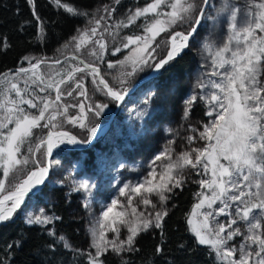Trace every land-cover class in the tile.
<instances>
[{"label": "snow or ice", "instance_id": "snow-or-ice-1", "mask_svg": "<svg viewBox=\"0 0 264 264\" xmlns=\"http://www.w3.org/2000/svg\"><path fill=\"white\" fill-rule=\"evenodd\" d=\"M49 2L70 15H87L61 0ZM115 2L119 4L120 0ZM27 3L41 25L39 33L43 38V22L35 10V0H27ZM104 11L110 18L115 9L105 8ZM104 19L101 16L95 21V27L78 30V35L72 37L77 52L91 42L99 52L94 48L89 54L103 58L107 45L103 33L98 36V29ZM138 20H142L143 34L123 37L122 48L129 54L118 63L131 67L125 76H132L145 66L158 73L168 71L187 54L186 50L192 47L202 27L211 24L215 29L221 20L226 23L227 32L222 40L206 38L200 43L198 54L203 61L200 65L203 71L184 102V120H188L197 103L204 104V115L210 119L199 129L189 125L184 151L175 152L172 147L175 141L169 140L150 162V170L142 182L120 187L119 195L125 197L127 203L112 199L89 226V249L94 251H75L86 256L87 264H106V255L137 251L136 238L149 229H163L168 215L164 205L170 194L176 189L182 190L186 179L194 174L198 179L193 182L199 185V190L194 193L196 202L186 223L195 243L207 247L218 264H264V0H246L243 6L224 0L219 7H215L212 0H150L143 7L129 10L125 19L115 22L113 27L128 28ZM185 24V31L174 30ZM104 30L108 31L107 27ZM162 33L169 34L168 47L166 55L156 59L157 37ZM0 44L4 49L9 47L7 38ZM122 48L116 47L112 54L116 55ZM71 59L77 63L69 65L70 70L66 72L59 69L44 72L41 65L47 63L45 58L24 57L29 67L18 68L12 74L0 73V85H3L0 88V226L12 223L16 214L26 207V199L38 195L39 186L45 184L49 175L51 162L47 158L54 149L63 144L89 142L61 130L64 122L86 128L89 139L97 134L96 126L88 124V113L99 116L107 104L63 103L65 97H72L74 93L87 100V89L77 74L91 75L97 90L111 100L124 99L127 90L111 87L98 67L77 56ZM61 63L55 60L49 66ZM108 67L113 64L109 63ZM70 82L72 86L67 91L62 90V86ZM125 83L126 80L121 79L120 84ZM51 92H55L54 98ZM73 107L79 109L78 115H69ZM34 129L47 132L33 143ZM200 141L204 143L199 145ZM25 145H31L27 154L22 151ZM38 154L44 157L43 162ZM30 164L31 170L18 178ZM93 188L94 185L83 181L72 188V192L87 194L82 202L85 210L90 208ZM150 196L158 197L159 206ZM134 197H139L138 203H134ZM139 204L154 211H138ZM219 217L227 219L221 221ZM58 219L60 217L44 215L41 210L40 214L28 213L24 220L29 226L43 228L53 238L47 245L53 256L56 244L62 243L65 250L73 251L64 236L57 237L53 229L46 227ZM122 228L126 229V236H122ZM108 232L113 233L111 238ZM21 247L20 240L8 244V254ZM161 251L157 247L156 252ZM6 260L7 257L0 264H5Z\"/></svg>", "mask_w": 264, "mask_h": 264}, {"label": "trees", "instance_id": "trees-1", "mask_svg": "<svg viewBox=\"0 0 264 264\" xmlns=\"http://www.w3.org/2000/svg\"><path fill=\"white\" fill-rule=\"evenodd\" d=\"M101 0H61L69 6L78 9L81 12L87 13V15L73 16L67 13L64 9L54 6L49 0H35V10L43 22L42 27L44 29L43 38L39 33L37 20L32 15V8L28 5L27 0H0V42L7 38L9 47L4 49L0 44V73H6L9 70H17L18 68L29 67L24 57L30 58H45L47 62L55 60H61L67 56L74 55L80 59H83L87 63L96 65L91 61L82 57V55L76 54L75 42H72V37L78 35V30L87 31L92 28L93 22L104 16L105 19L101 20L102 24L107 26V23L113 24L122 19H116L112 21L108 18L107 12H103V9L98 8L97 5ZM135 0H131L130 3H134ZM125 2L128 0H121L119 4H115L114 7L118 12L119 10L127 9ZM139 2H144L139 0ZM214 3V2H213ZM120 13V12H119ZM113 15H116L114 13ZM101 24V23H100ZM142 22L138 21L136 24L131 25L129 28L120 29L119 35H117L116 43H112L108 48L106 58L103 60L105 63L97 64L100 69L101 75L113 88L128 90L131 85L135 84L133 79L129 80L125 85L116 87L115 77L117 71L108 70V63H114L124 55L125 51H121L116 55L112 52L116 47H120L118 39H123L124 36L129 35H141ZM211 32L215 34L222 31V24L218 23L215 29L211 25L208 27ZM187 25L178 26L175 30L185 31ZM203 30V29H202ZM202 30L199 32L201 34ZM227 32L226 30L224 31ZM199 35L197 37H199ZM196 37V38H197ZM195 38V39H196ZM194 42V41H193ZM158 47H156L157 49ZM167 47L161 49L156 59L163 58L166 54ZM187 54L182 58L174 62L169 70L160 73V75L149 85V88L154 87V94L148 100L149 105V122L162 118L169 120V115L164 108L169 105L168 102L163 101L160 97L162 90L166 88L169 80L186 79L189 77L195 67V59L190 50L186 51ZM124 57V56H123ZM35 62V61H33ZM77 62L72 59L65 60L59 66H46L41 65V70L44 72H53L56 69L62 72L69 71V65H75ZM152 71L151 68L140 73L141 79L147 76ZM139 76V77H140ZM143 76V77H142ZM77 78H82L85 88L87 89V100L83 97L75 95L72 97H65L63 103L77 104L83 101L87 104H107L108 113H112L115 108V103L110 101L104 94L97 90V84L93 83V78L87 73H78ZM23 87V83L20 84ZM69 84L63 85L62 90L67 91ZM3 85H0L2 88ZM33 88L35 86H32ZM185 90L188 91V88ZM51 97L54 98L53 94ZM39 95H48V93H39ZM27 109V106L24 105ZM111 110V111H110ZM169 110V108H168ZM30 112H35L34 109H28ZM105 111L101 112L99 116H93L88 113V124L90 126H98L102 123H107L111 113L108 115ZM197 117L200 122L206 123L207 119L204 115V108L198 103L193 106L191 112ZM79 109L76 107L69 109V115H78ZM156 117V119H155ZM179 119V118H178ZM177 119V120H178ZM177 122V121H176ZM115 123V121H114ZM113 123L112 127L115 125ZM175 122L170 120L168 127L175 128ZM177 124V123H176ZM160 125L157 127L158 133H161ZM76 136L78 139L85 141L89 139V134L86 128H80L78 125H72L67 122L62 124V129ZM178 130V129H176ZM36 139L43 137L46 129H34ZM110 132V131H109ZM175 132V131H173ZM156 133L153 137L159 136ZM128 139V138H127ZM127 139L123 142L126 144ZM131 142H136L137 139H129ZM96 146L88 151L77 152L73 150H62L57 152L70 153L78 155L82 153L85 157V163L89 160V155ZM31 145H25L22 151L27 154V148ZM40 158L42 162L44 158L41 154ZM32 165L25 167L21 175H26L31 170ZM18 174V175H20ZM46 190V189H45ZM43 190L42 192H45ZM197 192V187L194 185L184 186L182 190H178L173 194H170V199L167 201L168 215L164 219L163 229H153L142 233L136 238L137 251L123 252L119 256L115 254L106 255L104 259L106 264H217L215 255L210 253L206 247L199 246L195 243V237L188 231V225L186 223L187 215L190 213L193 204L195 203L194 193ZM53 204L49 205L47 211L52 216L60 217L58 220H54L51 225L46 227L53 229L57 235L64 236L71 244L73 251L65 250L61 244H56L55 256L52 255V250L47 247L49 243H52L53 238L49 237L43 228L29 226L24 223L21 218V213L18 212L12 223L0 228V261H5V264H48L49 261H54V264H87L86 256L76 252L75 249H80L77 245L78 235L74 236L73 221L69 220L68 216V201L64 192L60 189L52 190ZM17 240L22 241V247L13 249L11 254H8L7 245ZM182 246V247H181ZM157 247L161 248L160 253L156 252ZM81 252H85L80 249Z\"/></svg>", "mask_w": 264, "mask_h": 264}, {"label": "rangeland", "instance_id": "rangeland-1", "mask_svg": "<svg viewBox=\"0 0 264 264\" xmlns=\"http://www.w3.org/2000/svg\"><path fill=\"white\" fill-rule=\"evenodd\" d=\"M144 2H139V0H135L134 2L141 3L139 7L145 6V4L149 3L150 0H141ZM106 5L104 8H111V6L115 5V0H105ZM213 5L215 7H219L224 0H212ZM233 4H238L243 6L246 0H230ZM115 3V4H114ZM123 9L119 10L121 12ZM117 15V14H116ZM109 18V17H108ZM112 21V17H110ZM120 19V18H117ZM142 22V20H138ZM137 21V22H138ZM118 22V21H117ZM222 24V31L215 34V32H211L209 28L203 27L201 28L202 32L192 43V47L189 49L195 59V67L191 72V77L186 78L180 81L169 80L168 85L161 92V99L163 101L168 102L169 106L164 108L167 114L169 115V120H165L162 118V121L159 119L153 120L152 123L149 122V105L148 100L154 94V87L149 88L146 87L144 90H140L138 94L128 97L124 102L122 108L116 114L114 120L115 125L111 128L110 132L108 131L104 137L100 138L99 144L97 147L92 150L89 155V160L85 163V157L82 153L78 155L68 154L63 152H56L55 157L51 163L52 166V174L46 185L45 192L39 194V196L32 198L27 201L26 207H24L21 211V218L25 220V217L28 213L32 214H40L41 210H43V214L47 216H52L50 212L47 211L49 205L53 204V193L52 190L60 189L64 192L66 199L68 201V216L69 220L73 221V229L74 236L78 235L77 245L83 251H94L89 249L90 243V234H89V226L95 217H99L103 207L105 205L110 204L112 199H119L122 204H126V198L121 197L119 195V188L124 186L125 184H136L138 182H142L143 178L147 176L149 172V164L153 160V158L159 154L165 146H167L169 140H174L175 143L172 145L175 152L179 153L185 150L186 141L184 137L189 134L188 128L189 125L200 128L204 123L200 122V120L195 117L192 113L189 116L188 120L183 119L184 112V102L187 97L193 92V85L195 84L197 77L203 71L200 68L201 60L200 55L198 54V48L200 43L206 39L211 38L213 40H222L224 35L226 34L224 31H227L226 23L221 20L218 22ZM217 23V24H218ZM92 27L96 26V23L93 22ZM114 23L109 24L107 26L104 24H100V28L98 29V36L102 32L104 35V40L107 45L106 50L104 51L103 58L99 59L96 56H92L89 53L95 48L98 52L99 49L94 43H89L87 46L82 47L79 52L75 50L76 54L82 55L85 59L91 61L92 63L101 64L105 63L103 60L106 58V54L108 52V47L112 43H116L117 32L120 28L116 29L113 27ZM186 25V24H185ZM210 25V24H209ZM131 26V25H130ZM129 26V27H130ZM179 26V25H178ZM176 26V28L178 27ZM184 26V25H183ZM107 27L108 31L104 29ZM128 27V28H129ZM142 33L143 34V27ZM175 28V29H176ZM174 29V30H175ZM111 33V34H109ZM168 33H162L159 37H157V44L159 53L161 49L164 47H168ZM118 44L122 48L123 43L125 42L123 39H118ZM124 57L122 56L113 64V67L108 70L117 71L115 77V86L121 87L123 85L120 84L121 79L126 80V83L133 79L135 83L141 79L140 73L149 69V67L145 66L142 71H137L132 76H125L124 74L131 71V67L128 65H121L118 63L119 61H123L126 56H128V50L123 49ZM117 54V53H116ZM71 57L74 55H70ZM154 56L157 58L158 54L154 53ZM69 57V56H67ZM80 59V58H79ZM94 65V66H96ZM98 66V65H97ZM96 66V67H97ZM140 76V77H139ZM143 77V76H142ZM125 83V84H126ZM124 84V85H125ZM134 85V84H133ZM131 85L130 88L133 86ZM188 88V91L185 90ZM129 88V89H130ZM142 89V88H141ZM199 92V89H196ZM52 93V92H51ZM106 96V95H105ZM79 97V96H78ZM107 97V96H106ZM108 98V97H107ZM109 99V98H108ZM110 101L114 102L110 99ZM201 105L204 110L205 106L203 103H198ZM171 105V107H170ZM169 108V110H168ZM104 111L109 115L108 108L106 107ZM111 111V110H110ZM104 112V113H105ZM138 113L143 114L138 117ZM111 116V115H110ZM179 118V119H178ZM110 119V118H109ZM178 119V120H177ZM207 121L210 119L206 116ZM170 120L175 122L173 129L172 127H168L170 124ZM109 121V120H108ZM107 121V122H108ZM177 121V122H176ZM206 121V122H207ZM177 123V124H176ZM104 124V123H102ZM101 125V124H100ZM160 125L161 133H158L157 127ZM178 129V130H176ZM175 131V132H173ZM153 133V134H151ZM158 133L159 136L153 137L154 134ZM151 134V135H150ZM128 138V139H127ZM127 139L126 144H124L123 140ZM129 139H137L136 142H131ZM204 142L200 141L199 145H202ZM65 149L59 150H72L69 144H63ZM69 148V149H68ZM160 162L158 161L157 164ZM2 175V173H0ZM198 179L193 174L192 176L186 179L184 186L194 185L197 187V191L199 190V185L194 183L193 180ZM88 182L94 185L91 195V204L89 210H85L82 207V202L87 196L84 192H72V188L78 184L79 182ZM183 186V187H184ZM180 189L174 190V192ZM154 203L159 206V200L157 196L149 197ZM139 202V197H134V203ZM196 202V198H195ZM164 207L167 209V205ZM138 211L152 212L154 211L151 207H145L142 204H139ZM221 221L226 220V217H219ZM154 229V228H153ZM153 229H149L151 231ZM122 236L127 235L126 229L122 228ZM145 233V232H142ZM141 233V234H142ZM140 234V235H141ZM108 237L111 238L113 233L108 232ZM239 237L237 238V242L239 241ZM204 247V246H202ZM207 248V247H206ZM208 249V248H207ZM125 253V252H124ZM122 254V253H121ZM216 258V257H215ZM216 263L218 264L217 260Z\"/></svg>", "mask_w": 264, "mask_h": 264}, {"label": "water", "instance_id": "water-1", "mask_svg": "<svg viewBox=\"0 0 264 264\" xmlns=\"http://www.w3.org/2000/svg\"><path fill=\"white\" fill-rule=\"evenodd\" d=\"M80 60V59H79ZM82 66V65H81ZM17 71V70H16ZM15 71V72H16ZM6 73H9V72H6ZM158 72H154V71H151L147 76L143 77L142 79L139 80L138 83L134 84L130 89H128L126 91V94L124 96V99L122 101H115L116 102V108H115V111L113 113V115L111 116V118L109 119V121L107 123H104V124H101V125H98L96 127L97 129V134L92 137L90 139V141L88 143H82V144H79V145H71L74 147V151H77V152H83V151H88L92 148H94L96 146V144L99 142L100 138L104 137L105 134L109 131V128L110 126L112 125L113 121H114V118L116 116V114L119 112V109H120V106H122L123 102L135 91V90H138L140 89V87H144L148 84H150L151 82H153V80L158 76ZM137 87V88H136ZM109 98V97H108ZM110 99V98H109ZM71 135V134H70ZM54 154H52L51 157H48L47 160L50 161L54 156ZM51 162V161H50ZM50 173V172H49ZM49 177V175H48ZM48 177L45 181V184L44 185H41L39 186V193L41 191H43L48 183ZM38 193V194H39ZM37 195L35 196H31L30 199L36 197ZM26 200H29V199H26ZM1 227V226H0Z\"/></svg>", "mask_w": 264, "mask_h": 264}, {"label": "bare ground", "instance_id": "bare-ground-1", "mask_svg": "<svg viewBox=\"0 0 264 264\" xmlns=\"http://www.w3.org/2000/svg\"><path fill=\"white\" fill-rule=\"evenodd\" d=\"M121 1V0H120ZM131 0H128V2H125V5H127V9H125V10H122L120 13L114 8V7H111V8H109L108 7V9H115V11L113 12V14L114 13H116L117 15H113L112 14V18L113 19H117V18H120V19H125V17H126V15H127V13L129 12V10H134L135 8H137V7H139L140 5H142L141 3L139 4L138 2H134V3H130V6L128 5V3L130 2ZM105 6H107L106 5V2H105V0H101V1H99V3H98V5H97V7L98 8H104ZM211 25V24H210ZM209 27V25L206 27V28H208ZM203 28V27H202ZM201 31V29L199 30V32ZM197 37V36H196ZM193 43V42H192ZM186 51H188V50H186ZM155 54H159V50H157L156 49V51H155ZM166 55V54H165ZM68 59H71V56H69V57H65V58H63V59H61L60 61L63 63L65 60H68ZM80 60H83V59H80ZM76 61V60H75ZM84 61V60H83ZM77 62V61H76ZM85 63H87L86 61H84ZM61 63V64H62ZM43 65H46V66H49V65H51V62H47L46 64H43ZM60 65V64H59ZM59 65H55V66H59ZM15 71L16 70H9V71H7V72H9L10 74H12V73H15ZM100 73H101V71H100ZM160 74H158V76H159ZM157 76V77H158ZM156 77V78H157ZM189 77H191V75H189ZM155 78V79H156ZM185 78H188V77H185ZM154 79V80H155ZM153 80V81H154ZM181 80H183V79H179L178 81H180L181 82ZM139 81H137V83H138ZM136 84V83H135ZM151 84V83H150ZM150 84H148V85H146V87H148ZM145 86L143 87H140V89H138V90H135L129 97H132V96H134V95H136V94H138V93H140L139 91L140 90H144L145 88H146ZM137 88V87H136ZM142 88V89H141ZM52 94H53V96L55 97V92H52ZM114 103H115V108H116V102L114 101ZM124 104H122V106H123ZM122 106H120V109L122 108ZM170 107H171V105H170ZM115 108H114V110H113V112L111 113V116L113 115V113H114V111H115ZM119 109V110H120ZM111 116H110V118H111ZM115 121V120H114ZM114 121H113V123H114ZM113 123H112V125H113ZM112 125L110 126V128H109V131L111 130V128H112ZM97 127V126H96ZM69 134H71V133H69ZM151 134H153V133H151ZM150 134V135H151ZM71 135H73V134H71ZM155 135V134H154ZM153 135V136H154ZM87 141H90V139H88ZM70 146H71V144H69ZM63 147H64V149H65V146H62V145H60V147L59 148H56V149H54L53 150V156L55 157V153L57 152V151H59V150H61V149H63ZM71 148H72V150L74 151V147L73 146H71ZM69 149V148H68ZM68 154H70V153H67V155ZM54 157L50 160L51 161V163H52V161H53V159H54ZM44 158V157H43ZM51 174H52V166H51V168H50V173H49V177H48V181H49V179H50V177H51ZM18 178H23V175H18ZM48 184V183H47ZM46 188V187H45ZM42 193V191L39 193V194H41ZM39 194L37 195V196H39ZM36 196V197H37ZM35 198V197H34ZM30 200V199H29ZM27 201L28 200H26V203H27ZM2 227V226H1ZM0 227V228H1Z\"/></svg>", "mask_w": 264, "mask_h": 264}]
</instances>
